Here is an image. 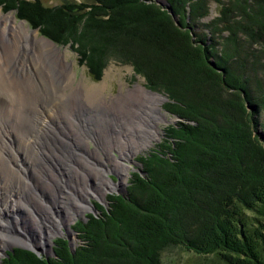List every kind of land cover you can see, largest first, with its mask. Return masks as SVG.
I'll return each instance as SVG.
<instances>
[{"label":"trees","instance_id":"obj_1","mask_svg":"<svg viewBox=\"0 0 264 264\" xmlns=\"http://www.w3.org/2000/svg\"><path fill=\"white\" fill-rule=\"evenodd\" d=\"M166 1L178 24L154 0H0L44 37L71 42L93 80L112 58L129 63L180 119L136 156L145 174L132 171L125 194L76 220L83 245L71 252L58 237L54 256L15 247L0 264H161L175 246L264 264V0ZM211 2L218 15L202 20Z\"/></svg>","mask_w":264,"mask_h":264},{"label":"rangeland","instance_id":"obj_2","mask_svg":"<svg viewBox=\"0 0 264 264\" xmlns=\"http://www.w3.org/2000/svg\"><path fill=\"white\" fill-rule=\"evenodd\" d=\"M40 1L54 5L61 0ZM209 6L210 13L202 20L218 15L216 4L211 2ZM0 12L5 15L13 14L15 18V23L9 19L0 25V60L3 61V57H6L4 62H8L5 65L0 61L2 80L7 77L4 82L8 83L12 79L23 80L28 76L41 90L40 93H43L42 96L36 95L27 87L23 95H19L16 88L17 96L0 93V259L15 247L31 248L39 257L54 256V240L58 237L67 240L66 235L70 238L67 240L68 246L74 252L84 244L73 229L76 220L86 221V215L93 212L94 204L108 208L106 195L118 190L126 193L129 174L142 169L141 163L135 160L136 156L161 142L163 129L176 123L177 118L162 107L170 121L160 124V138L146 148L137 146L136 153L131 158L124 159L120 156V145L128 144L132 128L130 123L136 125L135 115L142 112L143 108V103L132 90L145 88L151 91L145 87L144 78L134 74L129 63L112 58L103 68L101 77L93 80L87 74L85 64L77 62V53L71 42L60 45L44 37L38 28L33 29L25 20L17 18L15 9L4 11L0 5ZM20 22L27 28L28 35L19 33L23 30L20 29ZM2 30H5L4 33ZM32 31H37V37L30 34ZM41 38L59 48L55 53L66 62L70 83L67 80L61 82L63 76L54 67L57 59L52 55L53 49L51 46L46 47L44 42L41 43ZM11 41L18 43L16 49ZM50 83L54 86L53 89ZM1 87L3 90L6 86ZM96 88V94L89 93ZM165 99L164 96L162 105ZM57 110L66 111V116H60L59 112L56 113ZM257 115L259 122L263 123L264 109L260 108ZM68 116H71L70 119H67ZM139 140L136 134L133 141L137 143ZM116 159L128 165L125 180H122L123 176L118 170L111 167ZM112 183L121 185L117 189L105 190L102 195V187L112 186ZM85 191L89 194L88 203L81 197ZM82 205L86 206V210L81 212ZM95 210L92 214L97 217L101 211L99 207ZM69 220L71 223L68 229L65 226H62L61 232L56 229L57 225H64ZM50 231L54 234L50 242H46L43 251L39 247H29L11 239L17 237L20 240L25 238L29 242H38ZM161 264L218 262L212 255H197L175 246L164 250Z\"/></svg>","mask_w":264,"mask_h":264},{"label":"bare ground","instance_id":"obj_3","mask_svg":"<svg viewBox=\"0 0 264 264\" xmlns=\"http://www.w3.org/2000/svg\"><path fill=\"white\" fill-rule=\"evenodd\" d=\"M161 1V0H160ZM162 2H164V0H162ZM11 20L12 22L15 23V18H14V15L13 14H1L0 12V25L1 24H4L5 22H7L8 20ZM20 26V29H23L21 32H19L20 34H27V28H25L24 24L20 22L19 24ZM3 33L5 30H2ZM30 34H32V36L34 35L35 37H37V31H32L30 32ZM28 35V34H27ZM41 41V43H45L46 47L47 46H51V49H53L52 51V55H54V58L56 57L57 60H55V63L54 64V67H57L58 70L61 71L62 73V80L61 82H64V81H68L70 80V72L67 71V66L65 65L66 62L64 61L63 57L60 56L59 54H56V52L59 51V48H57L52 42L46 40V39H39ZM12 42V41H11ZM14 46V49L15 46L18 44L17 42H12ZM45 46H43L45 48ZM13 49V48H12ZM49 48V50H51ZM11 50V49H10ZM47 50V49H46ZM48 51V50H47ZM1 52V51H0ZM15 54V52L13 51V55ZM7 55V54H6ZM12 55V56H13ZM11 57V56H10ZM47 58V57H46ZM6 60V57H3V61L0 60L1 62H4ZM43 61V60H42ZM12 62V61H11ZM5 63V62H4ZM8 63V62H6ZM5 63V65H7ZM42 67V64L40 65ZM46 72L48 75H49V72L48 71H44ZM1 73V71H0ZM1 75V74H0ZM39 75V74H38ZM44 77V76H43ZM48 77V76H47ZM3 78V77H2ZM1 76H0V93L2 95H6L5 93L7 94H11V95H16L17 96V93H16V90L18 89L19 90V95H23L24 94V90L25 88L27 87L29 90L31 91H34L36 95L38 94H41V90L36 87L33 83V80L30 79V77L27 76V78H24L23 80L21 79H12L10 80L8 83L4 82V81H7V77L4 79V81L2 80ZM47 79V78H46ZM12 81V83H11ZM43 81V80H42ZM67 83H70V81H68ZM45 84H48V83H45ZM2 85H5V89L2 90ZM49 85V84H48ZM14 87V88H13ZM50 87L51 89L54 88V86L50 83ZM58 87V86H57ZM16 88V90H15ZM92 88V86L90 87ZM93 89V88H92ZM98 91V89L96 88L93 92L90 91L89 93L91 94H96V92ZM133 91V94L139 99L141 100V102L143 103V108H142V112H139L137 113L135 116H136V125L134 126L132 123H130V126H132L131 128V133H130V138H129V142L128 144L124 145L121 143V148L122 150H120V156L123 157L124 159H128V158H131L135 153H136V150L135 148L137 146H140V148H146L148 147L149 145H151L152 142L154 141H157L159 138H160V134H161V131H162V128L160 126V124L162 123H167L168 121H170V119L167 117L166 113L162 110V103L164 101V96L161 95V94H156L152 91H149L145 88H139V89H134L132 90ZM33 92V93H34ZM15 93V94H14ZM43 95V93L41 94V96ZM40 96V98H41ZM38 98V97H37ZM43 98V97H42ZM54 99V98H53ZM57 99H59L57 97ZM57 99H54L55 101ZM24 103V102H23ZM67 110V109H66ZM70 111V110H69ZM60 114V116H66L64 113H67L66 111L63 112V111H60V110H57L56 113ZM135 113V112H134ZM53 114V113H52ZM70 114V113H68ZM58 117V116H57ZM56 117V118H57ZM71 117V116H70ZM70 117L68 116L67 119H70ZM53 118V117H52ZM56 120V119H55ZM54 120V121H55ZM42 121V120H41ZM40 121V123H41ZM70 121V120H69ZM34 122V120H33ZM61 124V122H60ZM60 124H58L59 126H61ZM39 125V124H38ZM70 125H71V121H70ZM142 133V134H141ZM138 135L139 137V141L136 143L135 141H133V138L135 135ZM118 142H121V141H118ZM139 142L141 144H139ZM123 148L126 150H123ZM129 149V150H128ZM131 151V152H130ZM128 165L122 163V161H120V159H116L113 161V163L111 164V167H113V169H116L118 170L119 174L121 176H123V179L122 180H125V177L126 175H128ZM6 171V170H5ZM13 173V172H12ZM15 173V172H14ZM111 183V181L109 182V184ZM121 183V182H120ZM120 183H112L111 185L112 186H103L102 187V192L101 194L103 195V193L105 192V190H112V189H117L118 185H121ZM83 195V194H82ZM81 197H84L83 200H85L86 202L88 201L89 199V194L88 192H84V195L81 196ZM88 203V202H87ZM81 207V212L83 210H86V206L82 205L80 206ZM74 217V216H73ZM72 217V218H73ZM71 223V220H69L66 224L64 225H57V230L59 232H61L62 230V226H65L67 227L68 229V226L69 224ZM68 231V230H67ZM54 232H49L48 234H45L44 238H42L41 240H39L38 242H29L28 240H26L25 238H23L22 240L18 239L17 237L14 238V237H11L12 241H19L21 243H23V245H26V246H29V247H39L41 248L40 250H44L45 246H46V242L48 244V242H50V238L53 236ZM18 243V242H17ZM36 250V249H35ZM38 251V250H37ZM40 252V251H38Z\"/></svg>","mask_w":264,"mask_h":264},{"label":"water","instance_id":"obj_4","mask_svg":"<svg viewBox=\"0 0 264 264\" xmlns=\"http://www.w3.org/2000/svg\"><path fill=\"white\" fill-rule=\"evenodd\" d=\"M154 1H156V3L157 4H159V5H161V6H163L172 16H173V18H174V20H175V22L176 23H178V19H177V17L174 15V13H173V10H172V8H171V6H170V4L166 1V0H164V2H162V1H160V0H154ZM211 65L212 66H215V62H214V60H211ZM161 94V93H160ZM162 95H164V94H162ZM165 96V101H167V97H166V95H164ZM177 119V121L178 120H180L179 119V117H177V116H175ZM171 123V122H170ZM260 131V130H259ZM264 135H262V137H263ZM139 172H141V174H144L145 172L140 168L139 169ZM122 190H118V191H115V193H117V194H124V193H122L121 192ZM96 212V210H95V208L93 207V212L92 213H95ZM66 238H67V240L69 241L70 240V238H69V235H66ZM24 248H26V249H29V250H33V249H31V248H27V247H24ZM10 250H12V249H10ZM34 251V250H33ZM1 260V259H0Z\"/></svg>","mask_w":264,"mask_h":264}]
</instances>
